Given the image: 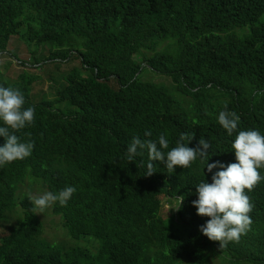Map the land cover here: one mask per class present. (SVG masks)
I'll list each match as a JSON object with an SVG mask.
<instances>
[{"label": "clouds", "instance_id": "clouds-1", "mask_svg": "<svg viewBox=\"0 0 264 264\" xmlns=\"http://www.w3.org/2000/svg\"><path fill=\"white\" fill-rule=\"evenodd\" d=\"M13 1L0 0V22L5 25L4 31L9 29L5 38L11 41L0 52V57L7 54L12 58L2 66L10 69L12 64H16L21 67L15 77H10L11 81L36 67V64L26 63L29 61L28 47L23 43L22 36L13 30L14 25L8 21L10 12L5 7H11ZM24 1L25 5L17 12L33 15L37 22L44 25L42 31L47 35L58 36L70 29V16L64 17L67 16L65 9L55 5L57 0ZM80 1L100 3L101 9L96 14L98 18L103 16L106 7L119 3V0ZM182 1L191 11L187 17L169 9L177 8ZM243 2L250 3V8H264V0ZM205 3L206 0H166L168 6L164 9L151 2L136 6L138 15L144 21L138 26L134 23L130 30L151 26L160 37L166 35L168 38L160 40L159 45L146 54L122 56V59L140 65L141 68H150L144 61L145 55L154 50H164L185 30L183 46L188 54L194 48L199 50L203 48L204 41L199 27L205 31L207 42L212 39L210 55L218 54L220 42L228 43V40L225 35L203 27L207 20L196 18L197 8ZM240 4L243 5L242 1ZM16 27L23 29L25 26ZM86 42L87 38H83L73 47H62L73 59L69 62L62 61L63 63L48 61L46 65L50 67L45 74L56 68L68 73L74 65L80 67L78 57ZM46 49L49 52V46ZM43 55L46 56L44 53ZM73 60H76V64H71ZM152 70L157 78L163 76L157 70ZM36 72L39 73V70L36 69ZM1 73L3 76L2 71ZM138 75L139 72L136 77ZM112 77L123 83L113 85L103 103L92 100L82 107L74 100H60L55 106L59 115L46 123V129L56 134L52 158L55 162L61 158L64 161L60 176L66 187L58 192H51L47 189L45 178H41L32 190L26 188L16 192V197L19 192L20 196L26 193L32 205V213L38 214L44 243L51 246L64 245L62 239L67 230L60 215L54 214L53 210L56 206H67L77 191L74 185L79 182L88 185L90 197L101 199L100 206L106 205L115 212L132 206L142 212L143 220L156 217L182 226L152 249L140 246L133 239V235L142 227L135 224L122 229L119 232L124 233V242L111 259L112 264H264V134L257 128L239 124L240 116L231 111L227 104H232L224 99L226 95L219 93L212 101L192 104L209 109L217 99V108L199 112L195 108L184 106L173 110L169 120L174 121L189 112L217 120L222 130L231 137V145L225 155H208L211 144L203 136L195 144H190L194 134L181 133L174 145L169 143L165 133H160L156 140H152L151 132L146 131L145 136L148 138H145L134 115L125 111V103L131 90L135 88L120 76ZM166 82L171 83V80ZM56 83L47 76L42 82L35 81L29 98H25L18 88L0 85V169L15 161L20 164L27 157L30 158L34 142H22L17 133L34 126L35 105L42 102L44 96L47 100L57 101V95L50 87ZM259 83H262L259 90L263 91L264 82L257 80H243L236 84L252 91ZM180 90L181 87L174 84L172 91ZM261 112L254 114L249 121H257L264 127ZM140 117L143 118L141 115ZM73 130L100 134V147L95 154L86 151L79 155L77 150L68 155L69 131ZM55 171L57 166L53 172ZM44 172L48 174L50 171ZM204 172L214 173L212 177L199 182L203 179ZM192 184H197L196 188ZM184 188L188 190V209L185 208L181 194ZM45 190L47 191L44 192ZM20 196L5 209L7 222L3 225L17 223V212L21 209ZM130 200H136V203L128 204ZM118 205L124 207L118 208ZM8 234L7 228L0 227V238Z\"/></svg>", "mask_w": 264, "mask_h": 264}, {"label": "trees", "instance_id": "trees-1", "mask_svg": "<svg viewBox=\"0 0 264 264\" xmlns=\"http://www.w3.org/2000/svg\"><path fill=\"white\" fill-rule=\"evenodd\" d=\"M146 2L160 9L168 6L166 0H119L120 4L113 3L106 7L103 16L98 18L96 14L101 9L100 3L57 0L55 5L65 9L67 16L64 17L70 16V29L58 36L44 33V25L37 22L33 15L17 12L25 5L24 0H14L11 7H5L10 12L8 21L14 25L13 30L22 36L23 43L28 47L29 61L26 63L36 64L35 68L39 71L44 69L48 61L59 63L73 59L62 47H73L83 38H87V42L77 56L81 62L80 67L74 65L68 73L58 68L49 74L25 71L11 81L4 78L0 71V85L18 88L25 98L31 95V86L35 81L42 82L47 76L57 82L55 86L50 85L57 95V101L47 100L44 96L42 102L35 105L34 126L17 133L22 142H34L30 158L27 157L20 164L15 161L0 169V227L9 230L8 235L0 238V264H112L111 259L124 242V233L119 232L122 229L139 225L143 229L136 232L133 239L140 246L152 249L182 228L168 219L150 217L143 220L142 212L136 207L126 206L124 210L115 212L111 207L100 206L101 199L90 197L88 185L78 182L74 185L77 191L67 206H56L53 210L54 214L60 215L67 230L62 239L64 245L51 246L44 243L38 214L32 213V205L26 193L20 196L19 192L16 197V192L26 188L32 190L41 178H45L47 189L51 192L66 187L60 176L64 161L61 158L55 162L52 158L56 134L45 127L50 119L59 115L55 106L60 100H74L82 107L92 100L103 103L112 86L123 83L112 76H120L135 88L125 103V111L134 115L145 138H148L145 136L146 131L151 132L152 140H156L160 133H165L169 143L174 145L181 133L194 134L190 144H195L203 136L211 144L208 155H225L231 145V137L222 130L217 120L193 112L174 121L169 120L173 110L184 106L199 112L217 108V99L209 109L192 104L212 101L219 93L226 95L225 101L232 106L227 105L240 116L239 124L257 128L264 134V127L259 122L249 121L261 111L264 117V90H259L262 83L252 91L236 84L243 80L264 82V8H250V3L245 4L243 0H206L205 5L197 8L196 18L207 20L203 27L225 35L228 43L220 42V52L210 55L212 39L207 42L205 31L199 27L204 39L203 48H194L188 54L183 46L185 30L164 50H154L145 55L144 61L150 69L122 59V56L146 54L156 48L160 40L168 38L166 35L160 37L151 26L130 30L134 23L138 26L144 21L138 15L136 6ZM169 9L183 17L191 13L183 1L177 8ZM4 26L0 22V52L11 42L5 38L9 29L4 31ZM16 26L25 27L19 29ZM46 46H49V52ZM71 64H76V60ZM152 69L163 75L161 80ZM168 79L171 83L166 82ZM174 84H178L182 90L172 91ZM69 133L68 155L77 150L79 155L86 151L95 154L100 147L99 133L78 130ZM56 166L57 171L53 172ZM47 170L50 171L48 174L44 172ZM213 173H202L204 177L199 182L212 177ZM197 184H192L193 188ZM181 194L185 208L188 209V190L184 188ZM19 196L21 209L17 212V223L3 225L7 222L5 209ZM133 203L136 200L128 202ZM123 207L118 205V208Z\"/></svg>", "mask_w": 264, "mask_h": 264}, {"label": "rangeland", "instance_id": "rangeland-1", "mask_svg": "<svg viewBox=\"0 0 264 264\" xmlns=\"http://www.w3.org/2000/svg\"><path fill=\"white\" fill-rule=\"evenodd\" d=\"M25 56V55H24ZM12 58L9 55H3L0 57V70L3 72V76L5 78L10 79V77H15L19 71L21 70L20 65H16V64H12L10 69L8 68H4V66H2L4 63L10 61ZM48 67H50V65H46L45 70L41 71L42 73H47L48 71L46 70ZM63 71H66L64 67H62ZM31 72H36V69H32ZM40 72V71H39ZM11 80V79H10ZM52 97V95H51Z\"/></svg>", "mask_w": 264, "mask_h": 264}]
</instances>
